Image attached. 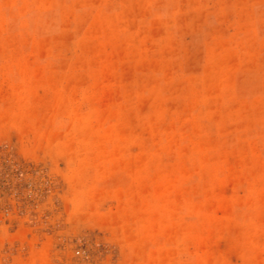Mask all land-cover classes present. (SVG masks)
Here are the masks:
<instances>
[{"label": "rangeland", "instance_id": "1", "mask_svg": "<svg viewBox=\"0 0 264 264\" xmlns=\"http://www.w3.org/2000/svg\"><path fill=\"white\" fill-rule=\"evenodd\" d=\"M0 264H264V0H0Z\"/></svg>", "mask_w": 264, "mask_h": 264}]
</instances>
